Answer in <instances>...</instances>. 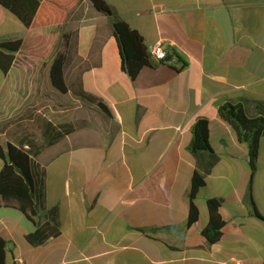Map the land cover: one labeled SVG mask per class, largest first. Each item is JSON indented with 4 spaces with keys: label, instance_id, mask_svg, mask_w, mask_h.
Segmentation results:
<instances>
[{
    "label": "crops",
    "instance_id": "obj_1",
    "mask_svg": "<svg viewBox=\"0 0 264 264\" xmlns=\"http://www.w3.org/2000/svg\"><path fill=\"white\" fill-rule=\"evenodd\" d=\"M104 1L146 45L165 44L180 63L152 60L131 81L109 18L88 0L59 27L38 30L0 6V42L24 41L8 75L0 72V141L29 153L36 221L58 231L32 245L37 225L0 208L7 264H264V216L248 199L257 166L252 175L247 146L219 116L226 104L263 116L264 0ZM53 37L57 54H72L67 94L51 83L56 55L35 56L44 46L37 41ZM199 120L209 122L219 158L209 172L191 151ZM65 124L73 130L60 138ZM196 172L206 185L189 226L184 193ZM210 199L222 201L224 221L212 246L202 233Z\"/></svg>",
    "mask_w": 264,
    "mask_h": 264
},
{
    "label": "trees",
    "instance_id": "obj_2",
    "mask_svg": "<svg viewBox=\"0 0 264 264\" xmlns=\"http://www.w3.org/2000/svg\"><path fill=\"white\" fill-rule=\"evenodd\" d=\"M82 1L0 0V6L26 29L38 30L59 27ZM88 1L97 13L109 18L112 36L120 50L121 69L131 81H135L152 62L143 37L127 23L115 17L104 0ZM66 39L69 41L71 38L66 36ZM55 41L56 37L38 40L37 42L43 43L44 46L35 52V56L39 59H48L56 55L50 72L51 83L58 92L67 94L69 88L65 80V71L72 54L68 52L57 54ZM23 43L21 39L0 42V72L3 75L6 76L11 71L17 55L22 51ZM82 95L88 97L84 92ZM256 106L262 112V117L250 118L241 106L233 104H226L219 110L220 118L232 128L239 142L247 146L252 175L256 172L260 149L264 144V105L257 103ZM61 128L64 133L59 134L60 138L67 136L73 130L71 124H65ZM191 151L204 172L211 171L217 165L219 158L210 144V124L207 120H199L195 124ZM0 161L3 165L0 172V208L16 209L37 225L38 230L27 237L32 245L44 243L50 238V233L57 235V230L49 229V225L42 227L36 221L40 209L36 203L35 181L29 153L23 148H17L12 144L4 145L0 141ZM205 185L203 175L196 172L184 193V202L189 213V226L199 220L197 197ZM221 206V200L207 201L209 224L202 233L209 246L218 243L222 236L224 221L220 215ZM8 247L9 242L0 238V264H7Z\"/></svg>",
    "mask_w": 264,
    "mask_h": 264
},
{
    "label": "rangeland",
    "instance_id": "obj_3",
    "mask_svg": "<svg viewBox=\"0 0 264 264\" xmlns=\"http://www.w3.org/2000/svg\"><path fill=\"white\" fill-rule=\"evenodd\" d=\"M0 78H3L1 73ZM260 150L261 159L257 163V175L254 178L253 192L248 199L250 203L251 196L255 199L259 212L264 216V148Z\"/></svg>",
    "mask_w": 264,
    "mask_h": 264
},
{
    "label": "built area",
    "instance_id": "obj_4",
    "mask_svg": "<svg viewBox=\"0 0 264 264\" xmlns=\"http://www.w3.org/2000/svg\"><path fill=\"white\" fill-rule=\"evenodd\" d=\"M147 51L150 58L160 64H178L179 58L172 52L170 47L159 42L155 44H147ZM235 264H240L236 262Z\"/></svg>",
    "mask_w": 264,
    "mask_h": 264
}]
</instances>
